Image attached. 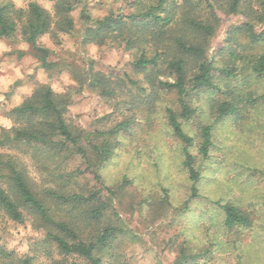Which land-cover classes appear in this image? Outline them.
<instances>
[{
    "label": "rangeland",
    "instance_id": "obj_1",
    "mask_svg": "<svg viewBox=\"0 0 264 264\" xmlns=\"http://www.w3.org/2000/svg\"><path fill=\"white\" fill-rule=\"evenodd\" d=\"M69 13L73 28L68 33L54 30L40 36L38 47L47 49L51 69L40 66L37 52L21 34L30 3L54 16L52 0H3L21 11L13 37L0 39V154L11 156L28 180L35 196L43 200L51 218L66 222L76 233L69 243H93L100 231L112 229L105 247L95 256L101 264H264V79L252 76L257 101L241 105L233 116L216 120L215 109L225 100V77L218 70H236L229 81L236 88L243 67L239 58L264 54V40L254 45L238 29L244 15L230 14L228 0H215L212 16L205 3L191 0H71ZM243 11L255 4L245 6ZM152 10L168 25L137 17ZM82 12V13H81ZM83 13L89 18L83 17ZM123 16L115 29L97 30L94 22ZM135 16V18H130ZM197 22L212 29L210 35L190 26ZM257 32L264 30L256 26ZM178 43L203 51L184 53ZM142 56L155 59L137 69L132 62ZM184 62L185 81L207 62L213 69V84L189 91L186 99L192 110L182 130L191 138L184 144L168 124L167 110L181 112L178 95L161 83H172L175 75L168 64ZM48 88L62 108L63 120L77 134L103 185L111 195L76 207L48 197L54 191L64 197H89L96 189L87 174L62 177L81 164L78 157L52 152L50 157L35 146L12 142L20 121L10 113L37 90ZM121 130L99 137L115 127ZM211 127L206 158L199 153L201 130ZM110 143L112 155L99 164L92 145ZM185 150L193 157L200 180L199 197L187 201L191 182L184 167ZM231 205L248 219V226L228 230L224 213L215 204ZM187 202V203H186ZM102 206L99 218L91 211ZM53 228L28 216L24 224L12 222L0 211V264H87L76 254L66 255L46 241Z\"/></svg>",
    "mask_w": 264,
    "mask_h": 264
},
{
    "label": "trees",
    "instance_id": "obj_2",
    "mask_svg": "<svg viewBox=\"0 0 264 264\" xmlns=\"http://www.w3.org/2000/svg\"><path fill=\"white\" fill-rule=\"evenodd\" d=\"M54 1V16L51 15L35 3H30L26 11V17L22 23L21 34L22 38L32 46L37 52L40 66L46 70L51 69L53 64L47 62L49 51L38 47L36 40L54 30L61 33H68L72 30L73 24L69 18V13L74 10V5L71 0H52ZM185 3L191 0H183ZM203 1L212 16L215 15V0H199ZM255 4V9L249 7L246 12L243 11L245 6ZM165 3V0H158L157 8L160 9ZM227 9L230 14L244 15L246 20L238 28L251 44H258L264 40V30L257 32L256 26L264 27V0H228ZM21 11L14 10L9 3H3L0 0V39H9L14 36L17 26L15 19L21 20ZM82 13V12H81ZM86 20L89 18L85 13L82 14ZM137 17H144L151 21L163 25H168L171 21L170 17L160 18L153 14L152 10L143 12ZM135 18V16H130ZM123 16H110L102 21L94 22L97 25V30H107L109 27L115 29L120 26ZM191 27L202 32L205 35H210L212 29L209 26L202 25L197 22H191ZM179 48L187 54L202 55L203 51L197 47L178 43ZM243 63V67L239 74V85L234 88L229 81H234L238 76L236 70L225 68L219 69L218 72L225 77L224 89L226 90V98L215 109L216 120H220L226 116H233L238 112L241 105H252L258 98L255 97L252 91V76L264 79V54L256 57L239 58ZM155 59L147 60L142 56L138 61L132 62V66L141 69L150 64H153ZM168 69L175 75V81L172 83H161L160 86L165 89H173L178 95L181 112L176 115L172 110H167L168 124L172 129L173 134L184 144L185 148L191 144V138L186 136L182 130V121H187L191 115L187 104L189 91H195L205 87L208 89L218 90L220 86L213 84L214 69L204 62L198 66V73L190 79L189 85L185 81L184 62L175 60L168 64ZM62 108L53 99L51 91L48 88H40L34 92L20 107L15 108L10 113L11 116L20 121V127L14 131L12 142L15 146L22 144L24 146H35L37 150L46 149L44 153L51 156L52 152H64L68 157H78L81 164L79 168L71 173L65 174L62 177L71 179L77 175L88 174L91 177L92 185L96 189L89 197L80 195H72L64 197L54 191L47 190L46 195L51 199L63 204L76 207L83 203L91 202L100 193L111 195L112 193L103 185L99 173L92 164L87 152L82 146L80 137L72 132L62 117ZM124 125H120L106 133H98L99 137H108L117 133ZM211 127L207 126L201 130V145L199 153L202 158H206L211 142ZM112 145L104 140L100 145H92L94 153L99 164L105 163L112 155ZM184 167L186 168L191 182L190 196L187 201L199 197L197 194V184L200 176L198 171L193 166V157L185 150ZM187 203V202H186ZM215 204L224 213V226L231 230L234 227H246L249 222L243 213H240L235 207L225 204H220L219 201ZM104 207L99 206L91 211L92 218H99ZM0 211L3 212L12 222L16 224H24L27 217L30 215L37 218L43 227L53 228L60 235L47 232L45 235L46 241L56 244L60 252L66 255L76 254L83 257L87 264H101L100 259L95 256V252L106 246L108 239L112 235V229H104L99 232L93 243L84 244L82 242L69 243L70 240L76 239V233L66 223L56 221L51 218L43 200L37 198L32 192L25 173L18 168V164L11 156L0 154ZM22 264H29L26 260Z\"/></svg>",
    "mask_w": 264,
    "mask_h": 264
}]
</instances>
